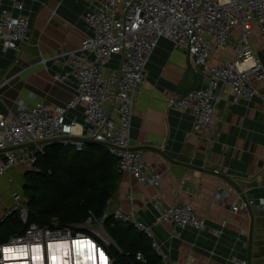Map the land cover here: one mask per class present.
I'll return each instance as SVG.
<instances>
[{
  "label": "built area",
  "instance_id": "obj_1",
  "mask_svg": "<svg viewBox=\"0 0 264 264\" xmlns=\"http://www.w3.org/2000/svg\"><path fill=\"white\" fill-rule=\"evenodd\" d=\"M7 1L9 9H0V46L4 52L19 53L29 41V18L23 0ZM82 19L87 38L78 48L52 57L55 62L65 58L69 71L57 73L53 79L75 86V99L64 106L19 102L13 113L0 115V179L8 177L11 183L16 170L37 171V155L51 142L81 151L91 140L107 148L121 175L158 188L162 178L149 169L146 151L132 147L130 130L136 98L147 81L148 62L162 39L186 53L192 60L191 72L202 78L203 87L168 100L170 109L194 116L195 133L212 127L221 89L228 88L236 102H249L259 93L256 82L264 78V68L251 45V35L258 31L264 38V0H108ZM226 47L235 50V60L213 64L212 55ZM113 58L120 60V66L108 69ZM78 107L83 108L82 124L67 122L69 110ZM76 127L81 134L76 135ZM219 138L216 131L208 140L212 145ZM221 198L223 192L217 194ZM11 200L0 224L16 216L25 229L0 240V264H113L107 250L113 242L104 226L107 215L101 220L90 215L80 225L84 228L55 223L40 226L28 223L23 193L12 192ZM254 205L252 200L237 201L231 211L245 213ZM261 205L264 207V200ZM155 208L160 212L155 224L197 231L207 228L191 205ZM111 219L145 235L163 264H170L152 228L136 215L117 210ZM136 260L145 262L141 253Z\"/></svg>",
  "mask_w": 264,
  "mask_h": 264
},
{
  "label": "crops",
  "instance_id": "obj_2",
  "mask_svg": "<svg viewBox=\"0 0 264 264\" xmlns=\"http://www.w3.org/2000/svg\"><path fill=\"white\" fill-rule=\"evenodd\" d=\"M106 1L23 0L29 41L19 53L4 52L0 46V115L13 113L19 102L64 106L75 99V86L53 79L69 71L65 58L55 62L52 57L80 46L89 34L82 17ZM1 7L9 9L8 1L0 0ZM251 45L264 68V38L258 31L252 33ZM235 56V50L226 47L211 60L218 65L233 62ZM191 65L188 55L167 39L150 57L147 81L136 98L130 139L134 149L146 151L149 169L162 181L154 188L121 175L106 215L111 217L117 210L136 215L152 228L170 264H264V78L256 82L259 93L249 102H236L228 88L221 89L212 127L195 133L194 116L168 106L170 98L203 87ZM119 66L118 58L107 64L108 69ZM82 112V107L69 110L67 122L81 125ZM216 131L220 138L211 145L208 139ZM75 133L81 134L80 127ZM219 192L223 199H217ZM245 200L255 205L233 214L232 206ZM186 204L205 220L206 230L155 224L160 213L155 205Z\"/></svg>",
  "mask_w": 264,
  "mask_h": 264
},
{
  "label": "trees",
  "instance_id": "obj_3",
  "mask_svg": "<svg viewBox=\"0 0 264 264\" xmlns=\"http://www.w3.org/2000/svg\"><path fill=\"white\" fill-rule=\"evenodd\" d=\"M34 171H27L22 185L29 208L28 223L78 227L90 215L101 220L108 203L118 190L121 174L107 148L86 142L78 151L74 146L51 142L38 153ZM6 223V222H4ZM14 227L0 232V240L22 233L25 226L15 218ZM107 234L114 245L107 247L113 264H162L150 240L132 227L104 220ZM86 231V230H82ZM141 253L145 262L136 260Z\"/></svg>",
  "mask_w": 264,
  "mask_h": 264
},
{
  "label": "rangeland",
  "instance_id": "obj_4",
  "mask_svg": "<svg viewBox=\"0 0 264 264\" xmlns=\"http://www.w3.org/2000/svg\"><path fill=\"white\" fill-rule=\"evenodd\" d=\"M41 59L45 60V58L43 57H41ZM26 172L27 171L24 170H18L17 173L12 176L13 180L11 183L8 182L7 178L0 179V220L4 218L3 214L8 208V205L12 204L10 201L11 193L15 191H20L21 193H23L22 185L24 183V175ZM15 218L16 216L10 217L7 221H5L6 223L0 224V232L6 231L8 228L14 227L13 223ZM53 223L58 224L56 220H54ZM82 227L84 228L85 226H78V228ZM101 231L104 232L103 229H101ZM105 236L107 237V235Z\"/></svg>",
  "mask_w": 264,
  "mask_h": 264
},
{
  "label": "water",
  "instance_id": "obj_5",
  "mask_svg": "<svg viewBox=\"0 0 264 264\" xmlns=\"http://www.w3.org/2000/svg\"><path fill=\"white\" fill-rule=\"evenodd\" d=\"M92 143H95V144H97L96 142H94V141H92Z\"/></svg>",
  "mask_w": 264,
  "mask_h": 264
},
{
  "label": "bare ground",
  "instance_id": "obj_6",
  "mask_svg": "<svg viewBox=\"0 0 264 264\" xmlns=\"http://www.w3.org/2000/svg\"><path fill=\"white\" fill-rule=\"evenodd\" d=\"M43 62V61H42Z\"/></svg>",
  "mask_w": 264,
  "mask_h": 264
}]
</instances>
